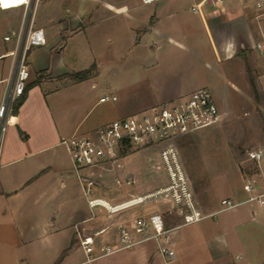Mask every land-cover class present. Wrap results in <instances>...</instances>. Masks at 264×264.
<instances>
[{
	"label": "crops",
	"instance_id": "1",
	"mask_svg": "<svg viewBox=\"0 0 264 264\" xmlns=\"http://www.w3.org/2000/svg\"><path fill=\"white\" fill-rule=\"evenodd\" d=\"M201 1L155 0L142 4L140 0H37L31 18L33 26L43 31L45 43L41 46L48 44L56 55L67 42L62 43L63 37L80 38L90 29L95 51L99 44L106 46V51L111 53L136 51L133 65L154 69L149 77L155 88L147 101L132 114L199 88L186 83L185 69L190 55L205 65L208 60L213 61L219 66L217 73L221 78L244 93L241 91L245 82L241 77V67L247 49L252 52L249 44L258 34L257 25L254 24V28L248 25L240 0L234 5L222 0L218 7ZM255 2L252 0L250 8L256 12ZM196 6L198 11L193 10ZM23 16L22 7L0 9V42L9 41L8 30L14 40L13 48L0 52V58L10 57L9 53L15 49ZM253 20L255 17L251 24ZM51 28L57 29V33H50ZM260 29L263 41L264 31ZM85 42L88 43L87 40ZM206 42L210 53L204 52L208 47ZM27 63V83L35 80L36 84L27 90L16 115L12 114L0 134V259L5 258L4 250L9 251L14 243L21 244L13 248L19 257L39 254V259L43 260L41 264H54L56 260L59 261L57 264H94L98 260L90 263L82 258L77 260L78 235L90 236L95 243L97 235L111 228V232L101 239L105 243L114 241L117 227L133 220L130 210L124 209L130 205L120 206L130 200V184L124 183L119 189L113 180L111 188L105 190L97 181L100 176L96 175L125 177L136 173L131 170L129 159L124 161L122 170L85 171L84 175H94L95 180L85 192L86 183H82L73 172L71 159L61 141L104 125L91 122L84 126L81 116L82 85L89 81L91 92L96 87L97 72L76 80L72 75L78 71L53 70L43 64L32 65L28 60ZM11 68L12 57L0 69V83H4L0 89V102ZM228 77L235 78L236 82ZM255 80L264 82V77ZM255 80L252 78L249 82L254 83ZM109 89H105V94L115 95ZM245 96L249 100V96ZM63 98L74 100L73 107L63 111L58 108V101ZM217 107L220 116L232 109L226 102ZM261 147L257 151L262 157L255 161L257 171L251 175H233L228 179L222 186L226 194L221 200L243 201L247 197L243 184L250 177L256 179L260 188L264 187V145ZM191 190L200 211L205 214L218 211L216 208H202L192 187ZM119 195L123 199L115 202ZM89 199H100L110 207L116 206L114 211H109L112 214L123 211L119 215L115 213L111 220L109 214L103 217L105 208L90 207ZM228 210L229 213L218 220L202 219L172 227L167 241L175 256L170 262H166L158 252L162 241L147 240L112 255L102 264H264V205L245 202ZM187 226L192 227L184 230ZM35 245L39 247L35 248Z\"/></svg>",
	"mask_w": 264,
	"mask_h": 264
},
{
	"label": "rangeland",
	"instance_id": "2",
	"mask_svg": "<svg viewBox=\"0 0 264 264\" xmlns=\"http://www.w3.org/2000/svg\"><path fill=\"white\" fill-rule=\"evenodd\" d=\"M228 1L231 5H234V2L238 0ZM240 1L241 10L246 14L248 25L254 28L255 24L258 28V34L253 36L255 38L252 41L253 44L252 42H250L251 45L249 44L252 52L247 49L248 55L244 54L243 66L241 67V77L245 81L241 91L244 93L242 94L238 90L232 88L229 83L224 81L223 77L221 78L217 73L219 72V66L215 65L213 61L208 60L207 65H205L203 61L198 60L194 55H190L188 58L189 62H187L188 68L185 69L187 86H206L210 89L217 106H219L220 103L223 104L226 102L232 107L231 110L229 108L228 113L225 115L222 116L221 114L217 122L194 130L193 132L186 133L175 141L181 163L186 172L187 180L194 191L195 198L200 206L207 210H213L214 208L218 210L221 207L220 200L226 194L222 186L224 183H227L228 179L233 175H251L257 171V162L252 161L248 153L250 151L259 150L263 148L261 146L264 145V82L258 80L261 82L259 83L255 80L256 78L260 79L264 77V53L253 47L257 42L264 43V36L263 41L261 40L262 38L260 39V28L264 31V19L262 16L258 15L257 10L255 12L254 9L252 10V8H250L252 0ZM253 17H255V20H253L254 23L251 24V19H253ZM56 31L57 29H50V33H57ZM8 32L10 34V39L5 42L1 40L0 45L2 44V47L0 46V52H6L13 48V36L10 30H8ZM91 37V29L85 36L83 35L80 38L79 36L72 38L63 37L62 43L65 41L67 42L59 55H56L57 53L50 49V46L47 44L38 48L32 47L30 51L28 50L27 56V60L35 66L43 64L49 66V68L53 70H70L75 72L89 70L88 76L97 72L95 77L96 87L91 92L88 89L90 88L89 81L82 85V95L84 96L81 116L85 123L84 126L91 122L106 124L115 118L129 115L133 110L138 108L139 105L147 101L155 88L153 80L149 77L154 69H144L133 65V57L137 54L136 51L125 50L111 53L106 51V46L100 44L95 51L91 43ZM85 40H87L88 43H86ZM256 40L258 41L256 42ZM206 43L208 47L204 48V52L210 53L209 43ZM10 57L0 58V69ZM160 70L162 71L163 69ZM180 75H183L182 71ZM237 76L238 74L236 77ZM228 78L233 81L235 80L233 77ZM252 78L255 80L254 83L249 82L250 79L252 81ZM3 84V82L0 83V89ZM106 88H110L109 90L115 93L117 97L115 102L98 101L99 96L107 92L105 90ZM87 91L88 95H86ZM67 93L68 92H66V94ZM245 95L249 96V100H247L248 98ZM58 102V108L63 111L73 107L72 103L74 100L63 98ZM222 106H220L221 111H223ZM68 118L72 119V117ZM145 152L147 153L142 154L131 150L129 153L123 154L126 155L123 162L129 159L130 168L136 173V175H130L131 179H136V182L131 183L129 187L131 193L130 199H134L136 196L142 195L143 193L149 192L167 183V178L163 175L162 171L155 170L156 163L154 156H150L148 151ZM96 176H100L97 181L105 190H107V187L111 188L113 180L116 186L122 189L125 183L124 179L126 178L121 175ZM87 197H89V195H86V198ZM122 199L123 196L119 195L115 202ZM171 207V201L163 197L160 199H146L143 202L131 204L128 208L124 209L130 210L133 220L154 211L159 212L162 214L165 224H167L166 227L171 228L183 223V218L181 216V211L183 210L172 211ZM122 211L123 210H119L115 213L119 215L118 213ZM115 213L112 214L105 210L102 214L103 217L105 214H109V219L112 220ZM228 213L229 210L219 211L213 216H209L203 220H212V218L218 220ZM190 227L192 226H187L184 230H188ZM111 230L112 229L109 228L106 233H102L95 237L96 242L92 244V247L95 249L89 254L83 251L77 237L76 247L78 250L75 252L77 260L82 258L87 261L86 263H90L91 260H98V262L94 264H102L104 261L111 259L112 255L120 251H126L127 249H121L108 255L94 257L100 254L99 246L101 244L113 245V247L117 244L116 234L114 239H112L114 241L106 243L102 241V237L110 233ZM164 242L165 241L162 240L161 243L165 244ZM14 246L20 247L21 244L16 245L13 243L9 251L5 249L4 253L6 255L4 259H0V264H41L43 262L42 259H39V254L34 257H19V254L15 253L13 250ZM37 247L39 246L35 245V248ZM54 251L55 249L51 252L52 258L54 257ZM0 256H2L1 252ZM91 257V260H87ZM58 262L59 261L56 260V262L53 263L57 264Z\"/></svg>",
	"mask_w": 264,
	"mask_h": 264
},
{
	"label": "built area",
	"instance_id": "3",
	"mask_svg": "<svg viewBox=\"0 0 264 264\" xmlns=\"http://www.w3.org/2000/svg\"><path fill=\"white\" fill-rule=\"evenodd\" d=\"M140 1L142 4H149L155 0ZM36 2L37 0H0V9L22 7L24 10L21 28L16 35L15 49L9 53L12 56V68L7 79V88L0 102V134L12 116L15 100L22 95L29 79L28 50L45 43L42 29L32 24L31 11ZM201 3L218 7L222 4V0H202ZM198 6L193 10L198 11ZM255 7L258 15L264 19V0H256ZM253 47L264 53V43L257 42ZM116 100L117 97L112 94H105L99 98V102ZM219 118L220 113L210 89L201 86L187 94L115 118L85 134L72 135L63 139L61 143L69 154L73 172L82 183H86V193L88 186L94 185L95 180L92 177L94 175H84L85 171L122 170L124 168L123 159L126 156L123 155L124 153L132 150L143 154L148 151L150 156H154L155 170L162 171L167 178V183L136 196L120 206L123 208L136 204V200L140 203L150 198H168L171 201L172 211L183 210L181 211L182 225H186L213 216L216 212L233 209L245 202L264 205V187L260 188L256 179L250 177L243 184V189L247 194L243 201L222 199L218 211L209 214L203 213L196 206L175 141L186 133L217 122ZM248 156L251 160L258 161L262 154L255 150L250 151ZM125 177V183L135 182L134 178ZM88 204L90 207H103L107 211H114L116 207H110L100 199H89ZM171 229L172 227H166L163 216L159 212L154 211L137 217L129 224L119 225L116 229L117 244L114 247L101 244L100 254L94 257L108 255L121 249H130L147 240L157 242L164 240L165 244L158 245V252L166 262H170L175 256L167 241ZM78 239L83 251L86 254L91 253L93 250L92 237L78 235ZM91 259L92 257L87 260Z\"/></svg>",
	"mask_w": 264,
	"mask_h": 264
},
{
	"label": "trees",
	"instance_id": "4",
	"mask_svg": "<svg viewBox=\"0 0 264 264\" xmlns=\"http://www.w3.org/2000/svg\"><path fill=\"white\" fill-rule=\"evenodd\" d=\"M88 75H89V70H81V71H78V72L74 73L72 75V77L74 79H76V80H83V79L87 78ZM34 84H36V81L35 80L33 82L27 83L26 86H25L24 92L22 93V95L15 100L14 105H13V110H12V114L13 115H16L17 110H18V107L22 104L23 100L25 99L27 90L31 86H33ZM165 225L167 226V224H165Z\"/></svg>",
	"mask_w": 264,
	"mask_h": 264
},
{
	"label": "bare ground",
	"instance_id": "5",
	"mask_svg": "<svg viewBox=\"0 0 264 264\" xmlns=\"http://www.w3.org/2000/svg\"><path fill=\"white\" fill-rule=\"evenodd\" d=\"M139 200H136L135 202L137 203ZM135 202H133V203H135Z\"/></svg>",
	"mask_w": 264,
	"mask_h": 264
}]
</instances>
